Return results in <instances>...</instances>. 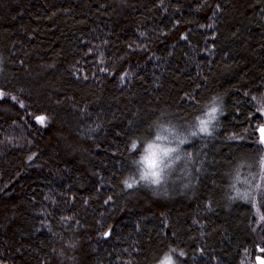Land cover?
<instances>
[{"label":"trees","instance_id":"16d2710c","mask_svg":"<svg viewBox=\"0 0 264 264\" xmlns=\"http://www.w3.org/2000/svg\"><path fill=\"white\" fill-rule=\"evenodd\" d=\"M261 128L264 0H0V264H264Z\"/></svg>","mask_w":264,"mask_h":264},{"label":"snow or ice","instance_id":"6c2138e0","mask_svg":"<svg viewBox=\"0 0 264 264\" xmlns=\"http://www.w3.org/2000/svg\"><path fill=\"white\" fill-rule=\"evenodd\" d=\"M215 103V102H214ZM217 112L216 107H212L211 111L207 114L209 119H215L214 114ZM41 122H43V117L39 118ZM200 131L201 132H207L208 131V120H201L200 121ZM260 132L262 135H264V128L260 129ZM192 135H196V133H192ZM163 137L157 136L156 140H161ZM262 142H264V139H262ZM135 148L136 146L133 145ZM149 152L143 157L142 161L138 163H143L146 165L145 170L143 171L142 175L140 176L139 180H133L132 182L125 181L124 183L128 188H132L134 184H139L140 181H150L152 184H160L161 183V173L162 168L161 165L163 163V157L169 156L171 152L174 151V149L170 148H162L157 144H149ZM147 162V163H145ZM264 163V162H262ZM166 166V165H165ZM255 179V177H253ZM260 180L264 182V175L260 176ZM261 190V185L257 184L253 187V192H258ZM247 198V196L245 197ZM254 199V197H253ZM174 251V250H173ZM162 264H172V258L171 255L165 256L164 260L162 261Z\"/></svg>","mask_w":264,"mask_h":264},{"label":"rangeland","instance_id":"374dc122","mask_svg":"<svg viewBox=\"0 0 264 264\" xmlns=\"http://www.w3.org/2000/svg\"><path fill=\"white\" fill-rule=\"evenodd\" d=\"M261 137H262V139H264V135H262V133H261ZM164 158L165 157H163V160H164ZM167 162H168V160L165 162L166 166H164V168L162 170V173H161V181H163V180H165L167 178V176H168V174H169L171 169H174L172 167L173 166V161H170L168 163ZM163 164H164V161H163V163L161 165V168H162Z\"/></svg>","mask_w":264,"mask_h":264},{"label":"clouds","instance_id":"9594fccd","mask_svg":"<svg viewBox=\"0 0 264 264\" xmlns=\"http://www.w3.org/2000/svg\"><path fill=\"white\" fill-rule=\"evenodd\" d=\"M150 150H149V145H148V147H147V149H146V152L148 153ZM145 163H147V162H145Z\"/></svg>","mask_w":264,"mask_h":264},{"label":"water","instance_id":"95a60500","mask_svg":"<svg viewBox=\"0 0 264 264\" xmlns=\"http://www.w3.org/2000/svg\"><path fill=\"white\" fill-rule=\"evenodd\" d=\"M260 261V259H258V262Z\"/></svg>","mask_w":264,"mask_h":264}]
</instances>
